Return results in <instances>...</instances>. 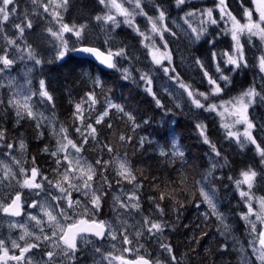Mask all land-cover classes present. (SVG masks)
Here are the masks:
<instances>
[{"label": "snow or ice", "instance_id": "snow-or-ice-1", "mask_svg": "<svg viewBox=\"0 0 264 264\" xmlns=\"http://www.w3.org/2000/svg\"><path fill=\"white\" fill-rule=\"evenodd\" d=\"M33 6L42 7L44 13H48L50 6L52 5V0H48L47 3H43L42 0H31ZM101 4L105 3V0H99ZM127 2V0H126ZM134 12L137 15H143L146 17L148 23L151 25L150 32L152 36L146 37L143 32L140 31L139 27H136L133 22V14L129 13L127 9L123 8L121 4H118L116 0H111V7L115 8L116 11L124 17L123 23H126L129 27H132L141 37L145 40H151L152 43H146L144 47L148 49V54L154 64L163 67L165 74L169 75V78L174 80L179 84V87L183 89L189 98H191L192 103L196 108L204 109L206 111L218 112L222 117L225 115L236 117L235 123H244L246 125L244 132L242 133L243 140L241 141V134L233 131H228L227 136L229 138L234 137L237 141L241 142V147L244 143H250L255 145L257 152L261 157V161L264 162V147H261L257 143L256 137L253 136V130L256 129L257 125L254 124L247 115L248 108L255 102V99H259L264 102V95L261 92H257L255 86L248 88L238 97H233L228 100H221L220 103H210L205 105L201 103V99L207 101L209 97H220L226 92L232 80L228 75L224 74L225 69L221 68V64H225L227 71L238 72L241 69H247L250 67L248 60L245 57L244 46L240 42V36L247 33L249 40L251 37H259L261 41H264V0H252L255 5L254 9L244 8L243 18L246 20L245 23H241L232 11L229 10L227 0H215L214 7L207 8H194L191 11L185 13L182 19L187 28L183 29V34L186 35L192 43H199L202 39H205L210 33L208 28L212 25L219 27L223 24L225 27L217 33L219 35H231V39L234 42L230 50H226L220 53L216 51L211 52V60L214 62L215 73L210 74L207 70L205 63L201 61L199 57L195 59V64L201 69L203 76L207 79V83L210 86L211 91L208 93L194 91L190 85H187L180 78L179 73L176 71V67L172 63V53L168 48V41L164 39L165 34L172 37H176L177 33L172 31L165 22L167 19L166 11L160 6H155V11L158 15L154 18L149 16L147 12L143 10L142 0H133ZM188 0H175V5L177 8L186 7ZM68 0H62V3L55 4V8L66 9ZM11 6V7H10ZM243 6V0H242ZM111 11V8H110ZM214 12L218 13V16L214 15ZM253 12L258 14V19H253ZM56 18L57 23H60L62 17L59 11L52 13ZM30 13L25 12L23 16L18 13V0H0V35L6 36L4 29L9 23L15 28L21 38L26 29L31 30L33 28V22L29 19ZM193 17L199 18L198 27H193L191 20ZM19 19V23L14 21ZM97 21H101L105 24H110L115 27H119V21H117L116 16L106 15V16H96ZM87 28L88 25L80 24L79 26L72 25L69 26L66 23H60V28L58 31H53L48 28L47 31L52 37L59 40V47L56 54L57 60H62L69 52H77L88 54L99 61L102 65L109 69H117V63L114 62V58L123 57L126 52L123 48L118 51H113L108 48L102 51L98 47L89 46L87 42ZM65 33H71L76 37V43L80 44V47L75 46L69 47L68 41L64 39ZM159 37L162 41L161 47L165 49L164 52H159V48L155 46L154 37ZM216 37L211 40H206L213 48H215ZM8 45H16L17 50L21 52V59L24 58L23 53L27 51V59L33 61L34 65H39L42 63L40 59L37 58L38 53L32 48L30 44H25V48H20L17 45L15 39H7ZM108 41L105 40V44ZM0 73L9 71L13 64L14 59L9 58V53L5 50L0 49ZM159 53V55H157ZM220 57L217 60V57ZM226 58V59H225ZM164 61H168V66H164ZM258 67L259 73L264 74V50L262 54L257 58V64L254 65ZM119 70V69H118ZM123 79L128 80L131 77V72L129 69L125 68L122 70ZM215 76V78H214ZM140 80L144 81L148 86L147 91L153 95L155 98V93H152L151 83L152 80L147 73L140 76ZM261 80H264V76H261ZM95 84L99 85V78L96 79ZM264 91V88H262ZM88 99L95 103V97L92 93H88ZM38 96L42 103L53 102V96L48 90V86L44 79L39 81V89L36 91H31L30 89L21 88L10 96L7 100L0 99V106H3V111L8 112L9 110L15 111L16 122L19 123L21 119L28 118L36 122L37 128L41 127V120L45 119L42 114L35 113L33 111V106L31 104L32 97ZM156 104L158 107H163L159 99H156ZM54 107V105H53ZM76 112L74 117L79 119L83 123L85 117L82 113L81 104L75 105ZM108 108H115L117 111L123 113L132 122L133 130L139 127L135 122V118L130 113H124V109L118 104H112L109 102ZM108 116V111L105 110L102 115L95 121L96 124H100L104 117ZM0 119H3L0 117ZM148 123V121H145ZM111 127V125H109ZM196 127L200 129V135L204 139V143L210 144L212 152L216 157H220L221 153L216 149L214 144L208 140L205 134L204 126L197 124ZM223 127L228 128L229 125L224 124ZM264 128V125H260ZM86 128L90 131L87 136H83L84 143L88 142V137L91 136L92 139H96V128L92 124H87ZM77 132H81L79 127L76 128ZM43 136V133L40 134ZM55 135L59 137L57 140V148L54 151H50L48 147L43 149L44 152H50V155L56 157L55 163L57 168L53 170V174L57 177L55 181L50 180L47 176L43 175L40 169L36 166V159L32 157L31 168H26V161L17 160L12 153L16 150V145L14 143H9L7 141V131L3 124L0 123V146L8 149L6 154V159L11 158L13 166L18 169L17 172H12L11 169L4 173V177L0 179L7 178L9 180H15L16 184L19 185V191H16L14 198H11V203L4 205L0 203V211L9 214L11 216H20L22 209V201L24 197L22 195L23 190L27 189L30 193L35 194L39 197L44 194L48 199L44 202L39 200H34L31 204H28L29 208H39L43 216L47 218V223L51 227V235L44 233L43 231V219H38L37 215H29L31 221H35L36 225L41 228V235L36 237L37 243L26 244L21 247L15 241L12 242V247L19 249V255L9 256V249L5 246V241L0 240V262L7 264L9 260H15L18 262H23V264H32L31 256H26V253H30L32 249L40 247L39 241L43 240L52 246V250H48L44 253V257L37 264H55L57 257H62L63 264H79L82 249L78 246L77 238L82 237L84 233H91L95 237L104 238L109 236L113 241L120 237L123 244H131L132 240L129 239L128 230L121 224L116 226L114 222H106L104 220H97L95 216L98 214L99 210L102 208V203L107 199L108 190L113 187L112 182L109 180L106 172L109 168L115 171L117 179L115 180L116 187H120L123 182L133 185V189L126 197L122 198L117 195L113 197L116 210L124 209L125 211L137 210L141 211L140 196L138 191L143 188V180L138 179L135 174L130 162L124 156H116L114 160H104L103 158H98L94 163H88L79 156L83 149V144L77 145L72 139L68 137V130L64 127L59 129ZM132 137L125 136L121 134L119 140L121 142H129ZM146 142L145 137L140 138V146L143 147ZM19 149L21 153L26 151V145L23 139L19 142ZM173 151L169 153L164 148L160 150L161 157H173L169 160V163L175 164V158L183 159L184 153L180 150L178 143L174 140L172 142ZM70 150H74L70 151ZM102 150H106L109 154L114 153V149L107 144L102 145ZM63 154V155H61ZM76 156L75 161L70 159V156ZM2 163V161H0ZM216 164L213 163L209 171L216 168ZM19 175L23 177L22 180H16V176ZM94 177L96 179H94ZM242 179L236 180L235 184L237 189H239L240 197L247 204V212L242 214L244 220H248L251 225V230L256 231V224L251 222L249 218L254 214V208L252 201L256 199L251 193L253 189V183L257 177V172L248 169L241 172ZM231 179V177H229ZM154 187L157 189L160 185L155 184L153 180ZM95 185V186H94ZM242 185H247V191L243 190ZM166 187V186H165ZM208 186L205 185L199 189L200 195L203 196L204 201L213 209L216 213V205L213 202V197L215 195L212 189L206 191ZM73 191L82 194V199H73ZM212 192V195L209 193ZM55 193V195H53ZM175 192H161L159 195V201L162 203L165 199H174ZM156 197H149L154 203L155 209L158 211L160 219L153 220L151 215L143 216L141 221L136 225L135 238H142L147 236L149 240L157 238L161 235L170 225L165 219V210L161 207V203L156 202ZM259 213L256 214V220L264 222V197L259 198ZM63 205V207H61ZM178 207L174 210L177 212V217L179 216L180 208L183 207L182 204L177 201ZM76 208H82L81 212H76ZM72 212L73 215L69 216L68 213ZM218 215V219L223 222L224 217ZM88 218L85 219L84 217ZM61 219H63L66 227L62 226ZM13 227L16 225L13 224ZM21 228L24 225H20ZM227 228V226H225ZM27 232V229H25ZM21 240L24 236L20 237ZM259 244L260 248L255 249V253H258L257 259L260 264H264V231L259 233ZM159 247L167 252L173 261L176 260L175 255H173V248L170 243H159ZM130 249L125 248L124 251H129ZM100 249L96 248L95 252L100 253ZM111 254L109 253L105 259H109ZM115 259L121 260L122 264H129V262L124 261L122 257H115ZM111 264V260H109ZM132 264H160V261H152L145 258L144 256H139Z\"/></svg>", "mask_w": 264, "mask_h": 264}, {"label": "rangeland", "instance_id": "rangeland-1", "mask_svg": "<svg viewBox=\"0 0 264 264\" xmlns=\"http://www.w3.org/2000/svg\"><path fill=\"white\" fill-rule=\"evenodd\" d=\"M145 0H142V7ZM43 3H47L48 0H42ZM118 4H121L123 8L127 9L129 13L133 14V22L136 27H139L140 31L145 34L146 37L152 36L150 32L151 25L148 23L147 19L143 15H137L134 12V3L133 0H116ZM229 0H227V4L229 7ZM62 3V0H52V5L50 6V10L48 13H44L42 7L33 6L31 4V9L29 11L30 17L32 22L34 19H40V28L43 30L42 32V39H35L34 44H32V48L35 49V51L38 53L37 58L40 59L43 62V57L39 55L42 54L41 48H44V51L46 52L48 58H50L49 55H55L57 54V50L59 47V40H57L55 37H52L51 34L47 31L48 28H51L53 31H58L60 28V23H65L63 21V14L65 9L64 8H55V4ZM215 0H188L187 6L182 7L181 13L176 16H167L166 23L169 28L172 29V31L177 33L176 37H172L168 35L167 33L164 36V39L168 41V48L171 50L172 53V63L174 64V49H178L179 52V59H181L187 67L193 71V73L197 76L194 70H199L200 68L195 64V61L192 62L189 60L188 53L185 49H188L189 52L194 50V47L197 43H192L189 38L183 34V29L187 28V25L184 24V21L180 19L185 15L186 12L193 10L194 8H207V7H214ZM104 6V13L102 16L106 15H114L117 18V21H119L120 24H126L123 23L124 17L120 15L115 8L111 7V0H105ZM11 7V6H10ZM111 8V11H110ZM235 8L236 11L231 10L233 15L237 17L238 20L241 21V23H245L246 20L243 18V9L249 8L254 9L255 5L252 3V0H243V6H242V0H239L238 2H235ZM144 10V7H143ZM59 11L60 16L62 17V20L60 23H57L56 18L53 16V12ZM237 12V13H236ZM149 15V14H148ZM158 13L156 12L154 15H149L152 17H156ZM215 16H218L217 12H214ZM30 19V18H29ZM253 19H258V14L253 12ZM15 23H19L20 21L17 19L14 21ZM191 23L193 27H198L199 25V18L193 17L191 20ZM103 26L106 28H109L107 24L103 23ZM127 25V24H126ZM72 26V25H69ZM77 26V25H76ZM225 26L221 24L219 27L216 25H212L208 28V32L210 35H208L205 39H213V37H216L215 40V48H212V51H216L217 53L230 50L233 46L234 42L231 39V35H219L217 36V33L220 32L222 28ZM4 32L6 33V36L0 35V49L7 51L10 55V59H14L15 63L13 64L12 68L9 71L0 73V99L7 100L12 94L16 91H19L21 88L24 89H30L31 91H36L39 89V81L42 78H38L36 76V70L39 65H34L33 61L27 59V51L23 53L24 58L21 59V52L17 50L16 45H8L7 39H15L17 41V45H19L20 48H25L24 42V34L23 38H21L15 28L12 27V24L9 23L6 25ZM95 31L92 29V27L88 26L87 28V35H94ZM64 39L68 41L69 47H78L80 46L79 43H76V37L72 35L71 33H65ZM154 43L157 48H159V52H164L165 49L161 47L162 41L159 39V37H154ZM202 39V40H205ZM201 40V41H202ZM42 41V42H41ZM142 41L144 44L146 43H152L151 40H145L144 37H142ZM176 41L177 44L174 42ZM200 41V42H201ZM240 42L244 46L245 51V57L248 60V63L250 65L247 69H241L238 72H231L227 71V67L225 64H221V68L225 69L224 74L228 75L231 80H233V77L237 74L238 79L242 78L244 71H247L250 76V82L251 84L244 88L240 92L235 91V87H233L232 83L229 85L228 89L224 94H222L220 97H209L207 101L203 100V98L197 97L201 99V103H204L205 105L210 103H220L221 100H228L233 97H238L241 93H243L245 90H247L250 87L255 86L257 92H261L262 95H264V91H262V88H264V80H261V76H264V74L259 73L258 67H255L254 65L257 64V58L262 54V50H264V41H261L259 37H251V40H249V36L247 33H244L240 36ZM248 49L249 54L246 53V50ZM114 51V50H113ZM75 53V52H73ZM2 54V53H0ZM159 55V53H157ZM202 62L205 63V66L210 74L215 73V66L214 62L211 60V53L210 55L206 56H198ZM220 57H217V60H219ZM226 59V58H225ZM153 65H156L152 62ZM161 68V70L164 73V76H162V79H165L164 87L165 90L168 92V95L172 98H174L177 102H180L184 98V103L182 105V108H186V103L189 102L192 106H195L192 103L191 98L187 96V93L179 87V84L176 83L174 80L169 78L168 74H165L163 67L160 65H157ZM164 66H168V61H164ZM176 71L179 73L180 78L183 80V82L187 85H190L191 88L194 91L198 92H204L199 86L193 87L190 83H188L184 77L181 71L178 69L177 66ZM118 71L120 72L122 76V70L125 69L123 67H118ZM148 74V73H147ZM123 77V76H122ZM149 77L152 80L151 83V90L153 93V85H154V78L152 75H149ZM215 78V76H214ZM125 80V79H124ZM130 81V79H128ZM249 82V83H250ZM141 85L144 86V88L147 90V85L144 81H141ZM121 97H114V96H108L106 95L102 101L101 108L97 109L96 100L95 103H92V101L89 99L85 104H81L82 113L85 117L83 123L79 119H76L73 117V120H70L69 123L62 122L59 120L55 115H53V112L51 111L52 103H42L40 98L38 96H33L31 104L33 106V111L35 113L42 114V116L45 119L41 120V127L37 128L36 122H31L32 130H34V133L32 134V139L34 140L35 147L39 145L40 151L34 150L30 151L29 149V141L28 137L25 134L20 135H13L15 138L7 137V141L9 143H14L16 145V150L12 153L13 156L17 160L26 161L25 167L31 168L32 166V157H35L36 159V166L40 169L42 172L43 168L49 167L51 164L45 163L48 154L50 152H44L43 149L45 147H48L50 151H54L57 148V140L59 137L55 135L56 132H59V129L61 127H64L68 130V137L72 139L78 146L83 144V149L81 153L79 154L80 157L83 158V160H86L88 163H94L95 160L92 158V156L89 154V151H85V148L87 144L92 141L90 144L95 143L94 139H91V136L88 137V142L85 144L83 140V136H87L89 129L86 128L87 124H92L94 128H96V138L99 137V126H103V129H108L107 133L110 132V136L107 138L109 139L110 143L114 144V153L117 154L116 156H124L126 154L127 160L130 162L135 174L137 175L138 179L143 180V188L138 191V195L140 196V203H141V211L137 212V210H130L125 211L124 209L116 210V206L113 201L114 196H121L122 198L126 197L128 193H130L133 189V185L128 184L127 182H123L120 187H116L115 180L117 177L114 178L115 171L108 169L106 172V175L108 176L109 180H114L112 182L113 187L108 190L107 199L102 203V208L99 210L97 215H105V212L107 210L110 211V216L106 222H114L116 226H120L123 224L124 227L128 230L129 239L132 240L131 244H123L122 240L119 236H117V239L113 241L108 236L109 242V250L111 257L113 256V264H122L121 260L115 259V257H122L123 259L131 255L133 252L137 251V249L140 250V248H143L144 246L147 247L148 251L151 254V257L154 261H160V264H192L191 259L189 255L184 251V247L178 248L175 245V235L174 238L171 237V233L178 232V226L176 223L170 222L168 219H165L169 223V227L157 238L149 240L147 236H144L142 238H135V231H136V225L141 221L143 216H149L151 215V218L153 220H159L160 216L158 211L155 209V212L152 214L147 213L146 210L143 208V194H148L149 197H155L159 198V195L161 192H175V198L174 199H165L161 203V207L165 205L167 208V211H165V214L170 213L171 206L173 205L174 200H176V197L178 194L181 195V198L183 199V202L181 203L183 205L184 210L186 211L187 220L189 221L191 219H194V215H192V212L194 211L195 206L197 207L198 212L202 211L201 205L203 206V209L206 208L210 210L212 214H214L217 218L219 214L220 216H223V222H221L220 219L219 222V228L221 232L223 233L224 237L233 244V247L235 249L236 255H237V262L238 264H260V261L257 259L258 253H255V249L260 248L259 244V233L261 231H264V222L256 220V214L259 213V198H262L264 196L259 195L252 189V195L256 198L252 201L253 208H254V214L249 218V220L256 224V231L253 232L251 230V225L248 220H244L242 218V214L247 212V204L245 201L240 197L239 195V189H237L235 181L242 179L241 172L237 173L234 176L227 175L226 178L228 180L229 177H231V189H235L237 192V199L238 201H235L232 203L230 195L224 190V187L220 185V177L221 174H218L217 176L213 175V171L220 168L223 163H226V159H228L227 155L233 152V147L231 144L226 143H220L216 144L214 141H212V138L208 135V126L207 123H203L201 125L204 126L205 134L208 137V140L211 142V144H214L216 146V149L221 153L220 157H216L215 154L209 155V160L217 159L218 162L215 163L217 166L214 170H211V174L209 175V172L203 174V176L200 175L199 168H196L197 165H200V159L199 158H189V157H183V159L175 158V164L169 163L166 159H160L161 161L166 162V170L164 171L167 176L165 177L166 180H164V183L162 184L160 181L156 182V185H160V187L157 189L154 187L153 180H155L153 177H150L148 179V173L146 167H144V164L139 160L141 157L143 158V153L139 151V153L136 156L137 151L135 149H132V145L126 144L125 142H121L119 140V136L121 134L124 135V133L127 131L125 126V120L124 118L119 119L118 121L115 120H109L107 117L111 114V109L108 108L109 102L112 104H118L120 105L125 112L131 107V104L133 103V93L130 88L122 89L120 93ZM161 104H164V102L159 98ZM119 101L122 103L120 104ZM125 103V105H124ZM184 108V109H185ZM91 110V111H90ZM93 110V111H92ZM107 110L108 116L104 117L103 121L100 124H96L95 121L100 117V115L103 114V112ZM204 110V109H201ZM11 111V110H9ZM14 113L15 111L12 110ZM0 112L5 113L4 116V122L10 123V117L8 116V112L3 111V106H0ZM76 112V110H75ZM216 113L220 120L222 126L224 124L229 125L228 128L224 129L228 131H233L241 134V141L243 140L242 133L244 132V129L246 125L244 123H235L236 117L232 116H221L218 114V112L212 111ZM52 113V114H51ZM129 113V112H127ZM73 115V114H72ZM248 118L257 125L256 129L253 130V136L256 137L257 143L261 145V147H264V128H261L260 125H264V102H262L259 97L255 99V102L249 106L248 112H247ZM22 120V119H21ZM20 120V122H21ZM149 121V120H148ZM20 122H16V118L13 119L12 122V128L11 130L15 133V126H20ZM27 123V122H26ZM25 123H23L24 125ZM111 125V127H109ZM79 127L81 129V132H77L76 128ZM23 130V129H22ZM199 133H200V129ZM226 132V133H227ZM20 133V132H19ZM43 133V136L40 134ZM83 133V136L81 135ZM24 135V136H23ZM31 135V134H30ZM128 135V134H127ZM141 137H146V135H141ZM202 140L204 141L203 137L201 136ZM23 139L25 145H26V151L21 153L19 149V142ZM103 139V138H102ZM140 139L139 137L137 138ZM231 139H234V143H239L237 147L239 148H246L249 147L250 143L245 142L244 146L241 147V142L237 141L234 137ZM176 141L178 143V140L175 135H172V142ZM152 142L155 140L152 139ZM138 143L137 145H139ZM94 145V144H93ZM90 148H94L95 146ZM179 145V143H178ZM210 146V144H209ZM255 150L256 147L253 145ZM237 148L236 146H234ZM128 151V153L132 156L129 157L127 152L123 150ZM133 148L134 145H133ZM180 150L184 153L183 148L179 145ZM211 148V147H210ZM88 149V150H89ZM73 151L74 150H70ZM169 153L173 151L172 144L169 147L168 150ZM257 151V150H256ZM93 152V151H92ZM8 153V149L3 148L0 146V177H4V173L11 169L12 172H17L18 169L13 166L11 158H5L6 154ZM94 153V152H93ZM124 153V154H123ZM63 155V154H61ZM115 156V157H116ZM70 159H73L75 161L76 156H70ZM115 159V158H114ZM113 159V160H114ZM145 159V158H144ZM147 159V158H146ZM173 159V157L171 158ZM148 160V159H147ZM137 161V162H136ZM150 163V161L148 160ZM213 164V163H212ZM55 169L57 168V165H52ZM245 171V170H243ZM255 171V170H254ZM43 173V172H42ZM23 177L17 175L16 180H22ZM50 180L55 181L57 177L52 174L49 178ZM94 179H96L94 177ZM180 179V181L178 180ZM176 181V182H175ZM256 182V178L253 183V188ZM177 184V185H176ZM207 185L208 187L205 189L208 191L209 189H212L215 193L213 197V202L216 205V213L213 212V209L208 205L206 201H204L203 196L200 195L199 189L203 186ZM95 186V185H94ZM166 186V187H165ZM243 190L247 191V185H242ZM146 189V191H145ZM19 185L16 184L15 180H9L7 178L0 179V203L6 205L10 197L13 198L16 191H19ZM155 191L148 192V191ZM23 194L25 195V201L28 204H31L34 200H39L41 202L46 201L48 198L41 194L39 197H37L35 194L30 193L29 190L24 189ZM212 195V192L209 193ZM55 195V193H53ZM83 200V197L81 198ZM159 200V199H158ZM152 203V201L150 200ZM223 202H227L228 204H232V207L234 210H237L236 216L234 218L237 222H232L233 216L228 211H225L222 209ZM242 203V207L238 208L239 204ZM63 207V205H61ZM82 208H76V212H81ZM81 210V211H80ZM205 214H207L206 211L203 210ZM37 215L38 219H43L45 223H47V218L43 216V213L40 212L39 208L33 209V208H27L26 213L24 216H18L20 218H6V215L2 212V219H1V229H0V238L1 240L5 241V246L10 247L12 246V242L15 241L20 246L23 245V243L28 239V236L31 235H39L40 232H32L29 231V228H33V226L36 224L35 221H31L29 219V215ZM199 216V215H196ZM15 224L16 226L13 227L12 225ZM62 224V223H61ZM20 225H24L23 228L20 227ZM37 226V225H36ZM227 226V228L225 227ZM39 227V226H38ZM240 228V230H239ZM25 229H27V232H25ZM24 236V239L21 240L20 237ZM178 236V233H177ZM159 243H170L173 248V255H175L176 260L173 261L171 259V256L164 252L160 247ZM183 245V244H182ZM151 246L153 248L151 249ZM125 248L130 249L129 251H124ZM150 250V251H149ZM100 258V256H98ZM224 264H229V262L225 259Z\"/></svg>", "mask_w": 264, "mask_h": 264}, {"label": "trees", "instance_id": "trees-1", "mask_svg": "<svg viewBox=\"0 0 264 264\" xmlns=\"http://www.w3.org/2000/svg\"><path fill=\"white\" fill-rule=\"evenodd\" d=\"M238 1L239 0H229V8L236 11L235 2ZM31 4V0H18V13L21 17L25 12L29 13L32 6ZM156 5H160L168 16H176L181 13V9L177 8L175 5V0H145L143 3L144 11L149 15H154L156 13ZM104 11V6L99 0H68L67 7L63 14V21L68 25L79 26L80 24L86 23L88 26L92 27L95 34L87 35V42L89 45L97 46L105 51L108 48L114 51L123 48L126 55L115 58V62L118 67L130 70V81L124 80L118 69L106 71L91 59L79 57L73 52H69L62 60H57L55 58L56 54L49 55L50 58H48L44 48H41L42 54L40 53L39 55L43 57V62L38 66L35 73L38 78L45 80L48 90L53 96L51 107L53 115L62 122L69 123L70 120H73L72 118L76 110L75 105L85 104L89 100L88 93L94 95L96 104H98L97 109H99L103 103L102 99L106 95H112L116 98L121 97L120 93L122 89L130 88L134 96V105L131 104L127 112L135 118V122L139 127L133 130L132 122L128 117L115 108L111 109V114L107 119L118 121L124 118V127L127 129L124 135L132 137L131 141L126 142V144L129 143L128 146L130 144L132 145V149L137 151L136 156L139 151L143 153V158L141 157L139 160L147 169L149 175L148 179L153 177L156 182L160 181L162 184L164 180H166L165 177L167 174L164 172L166 170V162L161 160L164 158L169 161L172 157H161L160 150L161 148L165 150L169 149L172 144V135L176 136L179 145L183 148L185 152L184 157L200 159V165L196 166V168L201 169L199 171L200 175L203 176L204 173L207 171L209 172L212 163H217L218 160H209L208 156L214 153L209 144L204 143L196 127L197 124H203L205 122L208 126V135L212 138V141L216 144H220L221 142L231 144L233 147V152L227 155L228 159H226V163H223L220 168L213 171V175L215 176L218 174L222 175L220 177V185L224 187V190L230 195L232 203L238 201L237 192L235 189H231V179L228 180L226 176L228 174L234 176V174L236 175L243 170L252 169L257 172L253 189L259 195L264 196V162L261 161V157L254 146L250 145L246 148L237 147L239 143H234V139L227 136V131L222 126L221 120L216 113L196 108L189 102L186 103V108L184 106L185 109L182 108L184 98L180 102H177L173 97L171 98L168 95L164 87L166 81L162 79L164 73L159 66L152 64L148 49L144 47L145 44L142 41V37L132 27L126 24H120L119 27L107 24L109 28L104 27L101 21L95 19L96 16H102ZM29 18L31 19L30 15ZM40 26V19H34L33 28L31 30L26 29L24 33L25 43L32 45L35 39H42L43 30ZM105 40L108 41L107 44H105ZM174 42L177 44L176 41ZM212 48L213 47L209 43L202 40L195 45L193 51L189 52L188 49L185 50L189 54V60L194 62L198 56L210 55ZM173 53V65L178 67L184 79L193 85V87L199 86L203 91L210 92V86L207 83V79L203 76L201 69L194 70L197 74L196 76L193 71L179 59L178 49H174ZM246 53L249 54L248 49ZM144 73H148V75H152L154 78L153 93H155V98L141 85L140 76ZM97 78H99L100 81L99 85L95 84ZM249 82L250 76L247 71H244L240 80L237 74L233 77L232 85L236 88V92H240L251 84V82ZM159 98L164 102V104H162L163 107H158L156 104V99ZM119 103L122 104L120 101ZM127 112L124 111V113ZM5 115V113L0 112V117L3 118L0 119V123H2L6 129L7 137L15 138L13 135L26 134L29 141V149L30 151L34 150L35 144L32 139L34 130H32L31 127V122H33V120L28 118L22 119L20 126H15L16 134H14L11 128L13 119L16 118L15 113L12 110L8 111L10 123L7 121L4 122ZM145 121H148V123H145ZM23 123L25 124L23 125ZM102 127L103 126H99V137L95 140L97 142L90 144L92 142L90 141L85 151H89V154L94 160L98 158L113 160L117 154H109L106 150H102V145L104 144L114 149V144H112V142L110 143L107 138V136H110V132L107 133L108 129H103ZM143 134L148 138H146L144 146L141 147L140 144L137 145L140 143V139L138 140L137 138H141ZM152 139L155 141L152 142ZM90 145L91 147L92 145L95 147L89 149ZM133 145L135 148H133ZM123 150L132 158L127 150L124 148ZM35 151H40L39 145L35 147ZM109 169L113 170L112 168ZM115 177L116 176H114V178ZM178 180L180 181V179ZM110 181L113 182L114 180ZM148 192H152L153 194L155 191ZM153 197H155V195ZM142 198L144 200V210L150 214L155 212L154 203L150 202L148 194H143ZM177 201H179L180 204L183 202L180 194H178L176 200H174L175 203L171 206L170 213L166 214V219L172 223H176L178 226V232L171 233V237L174 238L175 235V245L178 248L184 247V251L189 255L192 264H224L225 259L229 264H238L233 244H231L221 232L218 218L212 214L210 210L206 208L203 209L202 205V211L200 212H198L195 206L192 212L194 219L190 221L189 219L187 220L186 211L183 207L180 208L179 216L177 217V212L174 210L178 207ZM156 202L160 203L158 198ZM237 207L241 208L242 203ZM162 208L167 211L165 205L162 206ZM222 209L232 214V222H234L237 210L233 209L232 204L223 202ZM203 210L206 211L207 214H205ZM152 248L153 246H151V249ZM147 251V247L144 246L140 248V250L137 249V251L133 252L128 257L134 258L143 255L152 259L151 254Z\"/></svg>", "mask_w": 264, "mask_h": 264}, {"label": "flooded vegetation", "instance_id": "flooded-vegetation-1", "mask_svg": "<svg viewBox=\"0 0 264 264\" xmlns=\"http://www.w3.org/2000/svg\"><path fill=\"white\" fill-rule=\"evenodd\" d=\"M47 159L45 161V163L47 164H51L49 167L43 168L42 172L43 175L47 176L48 178L51 177V175L53 174V170L54 167L52 165H56L55 160L56 157L51 156L50 154H48V156H46ZM24 200L22 201V209L21 212L22 214L20 215L21 217L24 216V214L27 211V203L25 201V195L22 193ZM73 199H81L82 198V194L77 193L75 191H73ZM15 196V195H14ZM13 196V198H14ZM11 203V198L8 200L7 204ZM6 204V205H7ZM82 210V209H81ZM80 210V211H81ZM4 215H6V218H20L18 216H11L9 214L3 213ZM69 216H72L73 213L69 212L68 213ZM110 216V211L107 210L105 212V215H96L95 219L99 220H108ZM85 219H87L88 217L85 216ZM1 219H2V211H0V229H1ZM61 223L62 226L66 227V224L64 223L63 219H61ZM43 227V231L44 233L51 235V227L48 223H43L42 225ZM32 230L35 232H40L39 235H29L28 239L23 243V245L21 247H24L26 244H32V243H37L38 241L36 240L37 236L41 235V228L36 226V224L33 226V228H29V231L32 232ZM1 240V238H0ZM77 242H78V246L83 250L81 253V257H80V261L79 264H109V260H111V264H113V256L110 257L109 259H105L106 256H108V254L110 253L109 250V242L108 241V236H105L104 238H98L95 237L93 234L91 233H84L82 234V237H78L77 238ZM40 243V247L36 248V249H32L30 251V253H26V256H31V260H32V264H37V261H40L42 257H44V253L48 250H52V246L41 240L39 241ZM99 248L101 251L100 253H96L95 249ZM9 249V256L11 255H19V249L13 248L12 246L8 247ZM2 254V253H0ZM98 256H100V258H98ZM46 259V257H44ZM128 258V257H126ZM126 258H124L123 260H125ZM154 261V260H152ZM0 264H3V262H0ZM7 264H18L17 261L15 260H9L7 261ZM19 264H23V262H19ZM55 264H63L62 262V257H57Z\"/></svg>", "mask_w": 264, "mask_h": 264}, {"label": "water", "instance_id": "water-1", "mask_svg": "<svg viewBox=\"0 0 264 264\" xmlns=\"http://www.w3.org/2000/svg\"><path fill=\"white\" fill-rule=\"evenodd\" d=\"M89 46H93V45H89ZM80 46H78L77 48H79ZM94 47H97V46H94ZM99 48V47H98ZM101 49V48H100ZM102 51H105V50H103V49H101ZM106 52V51H105ZM75 54L77 55V56H79V57H85V58H89V59H91L92 61H94L97 65H99L101 68H103L104 70H106V71H111V70H113V69H109V68H107L106 66H104V65H102L99 61H97V60H95V58L94 57H92V56H90V55H88V54H83V53H77V52H75ZM114 62H115V58H114ZM21 214H22V212H21ZM139 256H137V257H134V258H126L124 261H127V262H129V264H132V262H134L137 258H138ZM145 258H147V259H150V258H148V257H146V256H144ZM151 260V259H150Z\"/></svg>", "mask_w": 264, "mask_h": 264}]
</instances>
